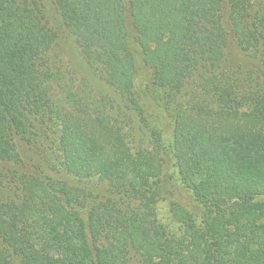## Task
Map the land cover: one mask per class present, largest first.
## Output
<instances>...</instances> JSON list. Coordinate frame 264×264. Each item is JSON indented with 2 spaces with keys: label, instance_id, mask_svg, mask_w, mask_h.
I'll list each match as a JSON object with an SVG mask.
<instances>
[{
  "label": "trees",
  "instance_id": "trees-1",
  "mask_svg": "<svg viewBox=\"0 0 264 264\" xmlns=\"http://www.w3.org/2000/svg\"><path fill=\"white\" fill-rule=\"evenodd\" d=\"M0 264H264V0H0Z\"/></svg>",
  "mask_w": 264,
  "mask_h": 264
},
{
  "label": "rangeland",
  "instance_id": "rangeland-1",
  "mask_svg": "<svg viewBox=\"0 0 264 264\" xmlns=\"http://www.w3.org/2000/svg\"><path fill=\"white\" fill-rule=\"evenodd\" d=\"M63 49L64 52L60 53V51L57 49L55 52L52 54L55 58H58L62 60L63 65L65 66V63L68 64L69 69H61L63 70V78L66 81H74V74L77 77L76 83L78 81L82 80L85 81L87 84V90L95 97L102 96L103 98H106L113 102L114 105L119 103V98L116 95V93L98 76L93 72V70L84 62L83 58L81 55L78 53V51L74 48V46L69 42L68 40L63 42ZM59 51V52H58ZM83 86L79 88L80 91H82ZM135 120L133 123L130 125L131 127L134 125V131L131 132L133 135L132 138L127 137L130 139V141L136 142L137 144L140 145V147L143 146L142 140H144V136L140 129H138L137 126V119L134 118ZM135 122V123H134ZM128 134H130V131H127ZM127 139V140H128ZM131 143V142H130ZM133 146V144L131 143ZM28 156V153H27ZM53 162L55 161V167L56 168H61L60 166V161L58 159V154L54 152L52 156H50ZM59 163V165H58ZM167 205L166 202H160L158 205V221L159 223H165L167 220L165 219L166 216L168 215L167 211Z\"/></svg>",
  "mask_w": 264,
  "mask_h": 264
}]
</instances>
